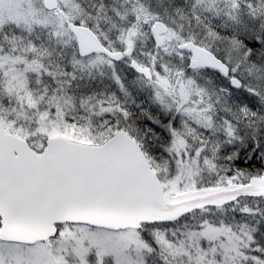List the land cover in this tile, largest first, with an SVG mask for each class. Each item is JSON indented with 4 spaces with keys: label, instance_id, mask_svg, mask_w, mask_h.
<instances>
[{
    "label": "snow or ice",
    "instance_id": "1",
    "mask_svg": "<svg viewBox=\"0 0 264 264\" xmlns=\"http://www.w3.org/2000/svg\"><path fill=\"white\" fill-rule=\"evenodd\" d=\"M0 264H264V0H0Z\"/></svg>",
    "mask_w": 264,
    "mask_h": 264
}]
</instances>
